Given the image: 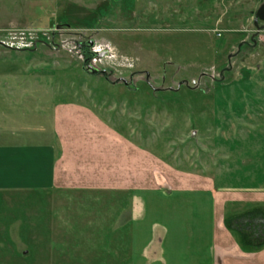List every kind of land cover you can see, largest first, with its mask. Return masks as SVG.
<instances>
[{
    "label": "rangeland",
    "instance_id": "rangeland-1",
    "mask_svg": "<svg viewBox=\"0 0 264 264\" xmlns=\"http://www.w3.org/2000/svg\"><path fill=\"white\" fill-rule=\"evenodd\" d=\"M263 2L0 0V123L18 121L28 138L34 126H52L56 102L76 103L93 109L136 146L127 153L122 145V155H135L138 162L152 155V169L169 171V181H179V187L204 186L214 177L218 192L263 191L264 22L255 24ZM10 91L22 96L25 106L22 98L17 105ZM136 166L140 169V163ZM143 166L148 168L146 162ZM158 183L161 190L137 188L138 196H130L138 203V238L144 237L141 220L169 222L179 255H193L195 198H172V185ZM57 196L30 193L24 202L10 204L0 195V264L42 260L38 237L47 242L64 233L85 236L89 227L81 224L93 219L97 204L105 205L107 219L113 216L111 192ZM125 198L121 194V203ZM249 202L230 204L229 213L253 208ZM65 203L74 210L67 213L69 221L80 226L55 231L51 224L62 213L55 206ZM164 204L168 210L160 209ZM199 209L205 219L211 207ZM88 245L96 244L84 243L83 249Z\"/></svg>",
    "mask_w": 264,
    "mask_h": 264
},
{
    "label": "crops",
    "instance_id": "crops-1",
    "mask_svg": "<svg viewBox=\"0 0 264 264\" xmlns=\"http://www.w3.org/2000/svg\"><path fill=\"white\" fill-rule=\"evenodd\" d=\"M9 94L17 105V100L21 98L23 103V97L17 92L10 91ZM44 109L42 108L41 113L45 112ZM51 115L52 126H34L32 136L28 138L24 136L23 124L1 119L0 195L10 204L24 202L26 194L39 192L48 193L55 199L58 198L57 195L71 192H111L115 198L109 205L110 209L108 208L113 216L108 219L104 214L107 210L105 205L97 204L98 207H93L96 210L93 219L88 217L87 222L81 224L89 227L85 236L82 231L75 237L64 233V236H51L46 239L47 242L38 237L40 245L36 248V253L40 254L42 260L35 264H137L140 259L145 264H189L188 259H193V264H264V247L253 253L243 251L238 245L237 236L230 233L224 225L227 215L236 214L229 213L230 204L250 203V200L255 206L264 205V190L218 192L214 177L207 178L208 182L204 186L179 187V181H169V171L162 173L152 169V155H145L144 159L147 158L148 161L144 162H138L135 155H122L123 146L128 149L127 153L130 148L134 151L136 146L110 129L93 109L76 103L56 102ZM145 162L148 168L142 170ZM138 163L140 169H137ZM154 178L156 182L153 181ZM139 179L147 180L145 185H138ZM163 180L168 187L172 185V198H186L188 195L195 198L193 203L198 208L194 206L193 212V223L197 221L190 248L193 255L186 256L184 252L179 255L176 250L180 249L176 246L178 243H172L173 239L170 238L169 222L151 220L150 224H146L145 220H141L144 229H141L140 236L144 237L138 238V203L133 202L136 197L130 196H138L135 191L137 188L161 190L158 182ZM121 194L127 197L124 203H121ZM201 204L211 207L205 219L201 218ZM59 207L62 209L58 210ZM77 208L82 212L84 206ZM160 209L168 210L169 206L164 204ZM55 210L62 212L56 215V220L51 224L55 231L58 227H63V232H67L69 226H80L71 218L69 221L67 213L74 211L71 204L55 206ZM147 212L146 215L144 212V219ZM81 215L86 217L84 213L79 216ZM15 225L14 222L12 226ZM185 225L181 224L182 227ZM157 233L161 236L157 237L159 242L155 239ZM207 233L210 240L208 243L206 239V245H203L201 239ZM107 234L110 235L106 236ZM94 235L99 236L95 238ZM138 242L144 244L140 249L135 246ZM45 243L48 245L44 246ZM84 243L96 245H88L83 249ZM53 244H60L62 247L57 249ZM105 259L111 262L106 263ZM172 260L176 261L171 263Z\"/></svg>",
    "mask_w": 264,
    "mask_h": 264
},
{
    "label": "trees",
    "instance_id": "trees-1",
    "mask_svg": "<svg viewBox=\"0 0 264 264\" xmlns=\"http://www.w3.org/2000/svg\"><path fill=\"white\" fill-rule=\"evenodd\" d=\"M224 225L236 234L243 251L253 253L264 247V205L227 215Z\"/></svg>",
    "mask_w": 264,
    "mask_h": 264
},
{
    "label": "water",
    "instance_id": "water-1",
    "mask_svg": "<svg viewBox=\"0 0 264 264\" xmlns=\"http://www.w3.org/2000/svg\"><path fill=\"white\" fill-rule=\"evenodd\" d=\"M259 21L264 22V2L260 5L256 12L255 24L258 25Z\"/></svg>",
    "mask_w": 264,
    "mask_h": 264
}]
</instances>
